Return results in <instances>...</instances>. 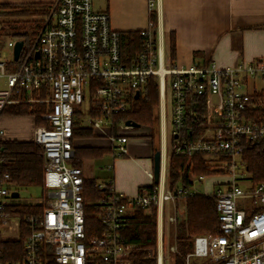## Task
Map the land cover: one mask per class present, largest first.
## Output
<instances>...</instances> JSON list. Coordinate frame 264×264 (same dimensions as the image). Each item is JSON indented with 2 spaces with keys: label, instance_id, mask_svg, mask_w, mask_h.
<instances>
[{
  "label": "built area",
  "instance_id": "obj_1",
  "mask_svg": "<svg viewBox=\"0 0 264 264\" xmlns=\"http://www.w3.org/2000/svg\"><path fill=\"white\" fill-rule=\"evenodd\" d=\"M15 2L0 0V21L11 11L6 5ZM156 8L157 0H150V12ZM43 11L33 43L24 41L17 60L19 39L8 40L10 56L3 55L0 22V152L7 141L4 111L22 104L38 112L30 116L41 120L33 140L44 150V206L25 216L27 235L14 260H7L2 243L20 238V219L7 211L21 204L14 201L20 190L1 173L0 158V264H176L171 255L178 245H166L164 226L176 228L186 218L182 202L197 194L217 197L220 233L193 236L183 264H264V183H253L242 158L246 147L264 145V57L225 68L168 65L164 33L150 22L140 31L141 51L128 61L122 33L112 28L108 12L94 10L92 0H54ZM153 76L159 82L161 138H167L169 110L175 153L188 158L181 176L197 155L205 156L210 174L190 172V186L169 187L166 160L159 182L141 187L135 197L118 192L111 179L95 184L107 197L86 203L84 171L72 165L76 132L107 134L122 149L134 128L124 116ZM211 175L223 179L204 194L196 192L197 183ZM140 211L157 217L156 245L142 255L123 235Z\"/></svg>",
  "mask_w": 264,
  "mask_h": 264
},
{
  "label": "crops",
  "instance_id": "obj_2",
  "mask_svg": "<svg viewBox=\"0 0 264 264\" xmlns=\"http://www.w3.org/2000/svg\"><path fill=\"white\" fill-rule=\"evenodd\" d=\"M22 1L30 6L39 7L40 10L51 7L54 2V0ZM149 1L92 0V3L94 10L109 13L113 29L125 33L142 31L149 27ZM156 11L158 28L162 30L165 38L171 33L175 35V63L179 66L193 64L206 66L214 63L225 68L241 62H255L264 57V0H157ZM12 118L16 117L4 113L1 120L7 140L29 141L10 132ZM31 120L35 126L34 120L32 118ZM134 129L136 128L127 131L128 142L122 149L114 148L107 134H95L88 129L78 130L73 161L80 157L82 149L96 151L82 159L81 168L85 178L96 179L101 183L99 178L91 176L89 164H92L91 160H104L106 156H111L113 165L108 167L109 170L128 163L134 168L136 165V175L130 182L120 180L116 182L114 175L102 183L114 180L116 190L127 197H135L141 187L155 184V148H163L166 140L161 138V134L158 137L156 135L162 145L155 147L156 137L151 127L147 132ZM86 133L90 136L82 135ZM165 145L169 151V145L167 143ZM166 160L167 157L162 153V163ZM100 170L105 172L102 168Z\"/></svg>",
  "mask_w": 264,
  "mask_h": 264
},
{
  "label": "trees",
  "instance_id": "obj_3",
  "mask_svg": "<svg viewBox=\"0 0 264 264\" xmlns=\"http://www.w3.org/2000/svg\"><path fill=\"white\" fill-rule=\"evenodd\" d=\"M15 3L6 5L11 9ZM30 6V5H28ZM31 7V6H30ZM31 12L44 14L43 10H21L10 11L7 15H28ZM150 22L157 28L158 13L150 12ZM40 27L39 22L35 23L36 31L29 34L20 29L14 28L16 39L25 41L27 46L31 45L37 35V29ZM21 35V36H20ZM166 60L168 65L175 62L176 59V38L173 33L166 35ZM142 37L140 31L125 32L121 34V51L124 59L131 61L141 51ZM160 104L159 82L156 77L149 79L148 87L145 94L141 95L135 102L130 113L124 118L130 119L140 126H155L159 129L158 109ZM5 115L11 117H30L31 114H38L35 108L29 105H12L5 111ZM36 125L41 124L40 118L37 117ZM157 133V131H156ZM160 135L159 132L158 134ZM90 136L89 133L82 134ZM157 148H155V151ZM96 151L93 149H82L80 157L72 162L73 166L80 167L82 159L88 157ZM0 158L2 161V174H9V182L14 184L19 190L29 187H40L43 189L44 184V150L40 144L34 140L19 141L7 140L1 146ZM243 161L246 165L247 172L254 184L264 183V145H252L246 147L243 151ZM205 156L197 155L192 160V169H187L182 177L181 172L185 169L188 158L176 155L173 140L170 150L167 152V185L173 187L180 183L190 186V172L195 175L210 174L205 162ZM97 180L85 178L84 197L85 202L90 203L100 200L109 195L106 189H97L95 187ZM44 198V197H43ZM216 196L210 195H191L186 199V218L179 219L176 225V242L179 253L175 257L176 264H183V257L192 249V236L196 235H217L220 233L219 215L216 210ZM44 200L35 205L21 203L7 208V211L20 219V238L18 240L5 241L2 247L5 251L7 260H14L21 256L23 243L27 235V226L25 216L42 210ZM125 240L138 247V255L144 254V250L156 245L157 240V217L155 212L151 215L143 211L137 212L130 220L128 226L123 230Z\"/></svg>",
  "mask_w": 264,
  "mask_h": 264
},
{
  "label": "rangeland",
  "instance_id": "obj_4",
  "mask_svg": "<svg viewBox=\"0 0 264 264\" xmlns=\"http://www.w3.org/2000/svg\"><path fill=\"white\" fill-rule=\"evenodd\" d=\"M39 10V7L36 6H28L27 3H24L22 0H16L15 4L12 6L11 11H21V10ZM41 13H34L31 12L28 15H20V14H15V15H5L4 18L1 19V24H2V29L1 33L3 34V41L1 43V47L4 49V56H10V51L7 48V42L8 40L14 39V28L20 29L24 32H28L31 34L32 32L36 31L35 28V23L39 22L41 20ZM158 115H159V110H158ZM13 121H11V127H10V132L16 134V135H21L24 138H27L28 140L32 139L34 137V125L31 120V118L27 117H16L12 118ZM159 124H160V116H159ZM151 129L154 131V133L159 132V134L162 135L160 125L159 129L155 130V126H143L140 128H136L134 130H139L142 132H147ZM160 136V135H159ZM166 143L169 145V150L170 146L172 143V137H171V123H170V112L168 110L167 112V120H166ZM156 137V135H155ZM158 137V135H157ZM154 139V144L155 147H160L162 145V142H160L158 139ZM109 157V158H107ZM120 159V158H118ZM93 161L92 164H89V172L92 174V177L99 178V181L105 182L109 178H112L115 175V181L120 182H130L136 175V165L135 168L132 167L130 164L126 163L125 165H119L118 167L114 170H109L108 167L113 165V158L111 156H106L104 160H91ZM91 163V162H89ZM104 169L105 172L101 171L100 169ZM223 179L221 176L217 175H211L207 177L206 180L202 181L201 183H197L196 188L198 193L204 194L206 192V188L209 187V185L215 181H219ZM20 196L18 198H15L14 201L15 203H26V204H32L35 205L39 203L40 198L43 193V189L40 187H29V188H22L20 189ZM181 209L185 211L186 207L184 202H182V207ZM165 238H166V245H169L170 243H173L176 239V230L175 227H172L170 224L165 223ZM169 238V239H168ZM193 236L191 237V239ZM173 242H171V241ZM179 249V248H178ZM179 253V250H178ZM178 253L172 254L174 258Z\"/></svg>",
  "mask_w": 264,
  "mask_h": 264
},
{
  "label": "water",
  "instance_id": "obj_5",
  "mask_svg": "<svg viewBox=\"0 0 264 264\" xmlns=\"http://www.w3.org/2000/svg\"><path fill=\"white\" fill-rule=\"evenodd\" d=\"M24 45V41L19 40L16 42L15 47H14V57L15 60L19 58L20 52L22 50V47ZM36 56H39V52L36 53ZM127 126H132L134 128H139L140 125L135 123L134 121H127L126 122ZM162 170V151L161 149L157 148L155 154H154V178L155 182L158 183L160 179V173ZM14 197H18V193L13 194Z\"/></svg>",
  "mask_w": 264,
  "mask_h": 264
},
{
  "label": "bare ground",
  "instance_id": "obj_6",
  "mask_svg": "<svg viewBox=\"0 0 264 264\" xmlns=\"http://www.w3.org/2000/svg\"><path fill=\"white\" fill-rule=\"evenodd\" d=\"M21 36V35H20Z\"/></svg>",
  "mask_w": 264,
  "mask_h": 264
}]
</instances>
